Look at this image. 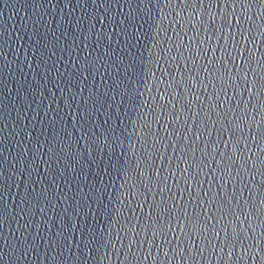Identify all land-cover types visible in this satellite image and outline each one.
Wrapping results in <instances>:
<instances>
[{
  "label": "water",
  "instance_id": "1",
  "mask_svg": "<svg viewBox=\"0 0 264 264\" xmlns=\"http://www.w3.org/2000/svg\"><path fill=\"white\" fill-rule=\"evenodd\" d=\"M0 264H264V0H0Z\"/></svg>",
  "mask_w": 264,
  "mask_h": 264
},
{
  "label": "snow or ice",
  "instance_id": "2",
  "mask_svg": "<svg viewBox=\"0 0 264 264\" xmlns=\"http://www.w3.org/2000/svg\"><path fill=\"white\" fill-rule=\"evenodd\" d=\"M233 156H235V152H233V154H232ZM218 167H220V170L221 171H225V169H226V166H222V165H218ZM193 230H195L196 228H197V226L196 225H191L190 226ZM157 231H160L161 232V234H163L164 232H166L167 231V229L163 226V225H161L158 229H156ZM235 233L233 234V238H235Z\"/></svg>",
  "mask_w": 264,
  "mask_h": 264
}]
</instances>
